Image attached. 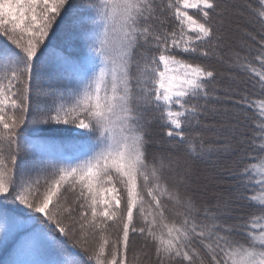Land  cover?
Listing matches in <instances>:
<instances>
[{
    "label": "snow or ice",
    "instance_id": "1",
    "mask_svg": "<svg viewBox=\"0 0 264 264\" xmlns=\"http://www.w3.org/2000/svg\"><path fill=\"white\" fill-rule=\"evenodd\" d=\"M258 3L0 0V264H264Z\"/></svg>",
    "mask_w": 264,
    "mask_h": 264
},
{
    "label": "trees",
    "instance_id": "2",
    "mask_svg": "<svg viewBox=\"0 0 264 264\" xmlns=\"http://www.w3.org/2000/svg\"><path fill=\"white\" fill-rule=\"evenodd\" d=\"M250 2L253 3L254 8L259 7L258 0H250ZM190 14H194V11L190 12ZM211 63L215 64L216 68L219 71H227V68L224 65H222L216 61H211ZM253 99L259 100V99H264V97L259 96V95H255V96H253ZM261 122L262 121L258 118L255 120V123L257 125H259ZM65 127H71V126H65ZM155 130L159 131L158 127ZM68 138H71V137L69 136ZM80 140H81V142H84L82 138H80ZM64 194L69 201H71L73 199V193L71 191H68L67 193H64ZM141 244H142V241L140 240V238H136V243H135L136 251H135V253H133V251H131L132 245H131V236H130V251L127 254V259L125 261V264H144V254H143V251L141 250ZM133 255H135V261H133ZM4 256H5V254L3 252H0V262L3 261Z\"/></svg>",
    "mask_w": 264,
    "mask_h": 264
}]
</instances>
